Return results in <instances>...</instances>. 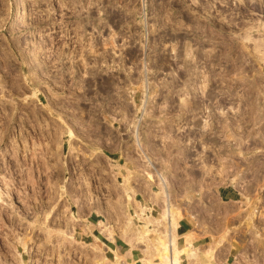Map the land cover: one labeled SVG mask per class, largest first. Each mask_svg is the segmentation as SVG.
Wrapping results in <instances>:
<instances>
[{
  "label": "rangeland",
  "instance_id": "1",
  "mask_svg": "<svg viewBox=\"0 0 264 264\" xmlns=\"http://www.w3.org/2000/svg\"><path fill=\"white\" fill-rule=\"evenodd\" d=\"M13 1L0 10V264H102L89 221L118 233L141 207L160 220L158 173L174 227L201 209L186 184L201 142L219 183L252 178L244 192L264 206V0ZM189 115L207 131L192 141ZM134 224L144 239L165 231Z\"/></svg>",
  "mask_w": 264,
  "mask_h": 264
},
{
  "label": "crops",
  "instance_id": "2",
  "mask_svg": "<svg viewBox=\"0 0 264 264\" xmlns=\"http://www.w3.org/2000/svg\"><path fill=\"white\" fill-rule=\"evenodd\" d=\"M8 1L12 2L13 0ZM1 4L2 2L0 0V10L2 9ZM8 7L9 6L5 8ZM1 13L0 18L3 16ZM3 24L9 25V20L7 19ZM3 24L1 23L0 26ZM188 106H190L188 110L191 113L193 109L197 110L200 104L196 102V99L191 98L189 99ZM137 120L138 122L140 121V119ZM188 121L190 123L185 129V134L189 136L188 138H190V141L196 137L194 130H200V133L207 132L206 129H204V131L201 130L204 128L202 124L203 121L200 122L199 127L192 122V115H189ZM140 125L143 132V125ZM140 125L137 127L138 132ZM128 132L129 125L126 123L125 128L123 127L121 130L122 135H125L122 139L125 144L126 153L129 152L130 147ZM132 132H134V129ZM201 136H206L205 138H207L206 133ZM188 144L189 142L186 140L185 148L189 145L193 146L194 141ZM200 145L199 153L201 156H204L201 159V164L198 165L200 168V177L191 181L194 183L189 182L186 184L192 185L196 183L198 186V188L194 190L193 197L194 200L199 201L201 209L196 212H188L181 217L173 227L172 218L169 216L167 218L161 214L160 220H154V218L150 216L151 214L148 215L144 212V209H149L141 207L140 209H143L142 212L144 216H148L152 220V223L147 224L140 219L144 224H147L144 226L145 228L143 231L149 234L153 229L154 231L157 230L155 227L150 229L149 227L151 225L160 227L162 222L165 221V231L157 232V234L159 237H164L166 235V240L168 244L170 243L168 249L171 253V262L172 243L173 239H175V245L177 249L181 251L178 264H264V206H259V209L252 207L250 203L255 200V194L253 192L250 194L244 192V186L252 184V178L247 177L243 184H234L232 182L219 183L220 178L224 175V171H222L223 169L221 166L216 164L217 162H215L213 170H211V165L204 164L205 162L202 163V161H206L209 151L207 148H204L202 142ZM221 146H214V149L210 151L211 153H215L217 159L222 157L225 153L222 151ZM126 158L125 168L128 169L129 166H133L134 161L128 155ZM188 165L192 166V169H195L192 164ZM242 178L243 177L240 179ZM178 184L181 183L175 182V185ZM192 198L190 197V200ZM259 199L264 204V194ZM211 200H213L214 203H210ZM137 203L142 206L135 198H133L132 203H130V208L133 210V213ZM261 207H263V209H261ZM142 212L134 213L132 216V219L135 218L134 222L139 223L138 218H142ZM99 215V213H94L95 219L89 221L91 229L88 233V239L94 243L97 248L102 249V264H163L158 259L157 254L152 250L153 240H150V234L143 242L135 240L134 244L130 245V243H127L123 238V225H125V218L123 217V225L120 231L118 233H113V236L111 235V238H109V236H106L107 231L104 229L105 223L100 218H96ZM226 225H229V231H225V229H227ZM132 229L133 227H128L126 229V234H132ZM186 235L189 236L188 240H186ZM187 241H190V245H187ZM186 247L190 249V251L187 250ZM145 250H148L149 253L147 252L148 254H145Z\"/></svg>",
  "mask_w": 264,
  "mask_h": 264
},
{
  "label": "bare ground",
  "instance_id": "3",
  "mask_svg": "<svg viewBox=\"0 0 264 264\" xmlns=\"http://www.w3.org/2000/svg\"><path fill=\"white\" fill-rule=\"evenodd\" d=\"M14 6H16V8H15V12H14V14H15V16H16V19L14 20L15 21V24L18 22V14L20 13V11H21V7H22V5H19V4H14ZM10 22H13V21H10ZM12 24V23H11ZM17 25V24H16ZM15 27V26H14ZM43 48V46H41V48L40 49H42ZM257 97V96H256ZM192 109V108H191ZM141 120V119H140ZM82 122V121H81ZM80 122V123H81ZM205 122V121H204ZM80 125V124H79ZM135 125H136V123H135ZM133 126L134 127V138H135V141H136V146L138 147V149H140V151L139 152H141L142 153V155H144L143 157H144V159H146V161L148 162V164L150 163V161H149V159H148V157H146L145 156V152L142 150V146H141V142H140V135H139V133H138V129H137V127L138 126ZM146 138V137H145ZM140 155V154H139ZM125 170V169H124ZM113 173V172H112ZM157 174V173H156ZM157 176V179H158V182H157V184L160 186V188L163 190V192H164V201H165V203L162 205V209H161V213L165 216V217H167L168 218V216L170 217V218H172V215H174V211L171 209V207H170V205H169V198H168V194L166 193V189H167V185H168V182H167V180L163 177V176H161L159 173L156 175ZM126 179V178H125ZM161 191V190H160ZM162 193V192H161ZM161 196V195H160ZM163 197V196H162ZM127 199H128V201H129V203H132V201H133V198H132V195L130 194V195H128L127 196ZM127 213V212H126ZM175 213H177V212H175ZM141 216H142V218H138L139 220L141 219V220H143V221H145V223H152L151 221V219H150V217H148V216H144V214H143V212H142V214H141ZM125 217H126V221L124 222L125 223V225H123L124 226V228H123V238L127 241V243L129 242L130 243V245L131 244H134V241L136 240V241H138V242H143V240L142 239H144L143 237V235L141 236L140 235V230H138V227L137 226H135L134 225V222H133V219H132V217L131 216H129V215H125ZM128 227H133V232H132V234H126V229L128 228ZM145 228V227H144ZM107 232H106V236H109V238H111L110 236L113 234V232H112V228L110 227V226H105V228H104ZM130 230V229H129ZM128 232V231H127ZM131 233V232H130ZM189 234V233H188ZM113 236V235H112ZM187 236V238H186V240H188V235H186ZM191 238V237H190ZM185 240V241H186ZM187 243V245H190V241H187L186 242ZM170 244V243H169ZM169 244H168V241L166 240V241H164V239H163V237H159L158 235H157V237H156V239L153 241V248H152V250L154 251V253H156L157 254V256H158V259L163 263V264H178V260H179V254L181 253V251L179 250V249H177V247H176V245H175V239H173V243H172V247H173V249H172V262H171V253H170V251H169V249H168V246H169ZM186 245V246H187ZM134 246V245H133ZM135 246H137V245H135ZM190 247V246H189ZM171 249V248H170ZM182 249H184V248H182ZM186 249H187V247H186ZM186 249H184V250H186ZM192 249V248H191ZM187 250H189L190 251V249H187ZM99 252V251H98ZM148 252V250H145V254H148L147 253ZM195 252V251H194ZM183 253V252H182ZM147 256V255H146ZM147 263V262H146Z\"/></svg>",
  "mask_w": 264,
  "mask_h": 264
}]
</instances>
